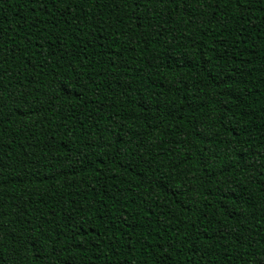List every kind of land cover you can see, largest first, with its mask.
Masks as SVG:
<instances>
[{
  "label": "trees",
  "instance_id": "16d2710c",
  "mask_svg": "<svg viewBox=\"0 0 264 264\" xmlns=\"http://www.w3.org/2000/svg\"><path fill=\"white\" fill-rule=\"evenodd\" d=\"M0 264H264V0H0Z\"/></svg>",
  "mask_w": 264,
  "mask_h": 264
}]
</instances>
